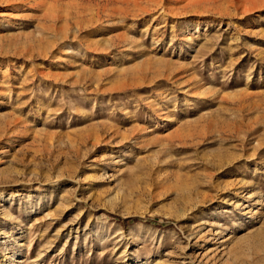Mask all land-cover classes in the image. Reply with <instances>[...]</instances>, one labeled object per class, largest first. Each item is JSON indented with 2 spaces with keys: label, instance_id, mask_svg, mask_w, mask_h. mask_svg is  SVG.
I'll list each match as a JSON object with an SVG mask.
<instances>
[{
  "label": "rangeland",
  "instance_id": "374dc122",
  "mask_svg": "<svg viewBox=\"0 0 264 264\" xmlns=\"http://www.w3.org/2000/svg\"><path fill=\"white\" fill-rule=\"evenodd\" d=\"M0 264H264V0H0Z\"/></svg>",
  "mask_w": 264,
  "mask_h": 264
}]
</instances>
